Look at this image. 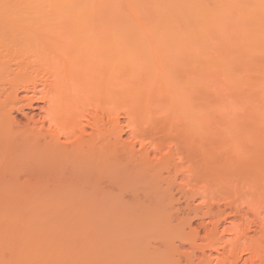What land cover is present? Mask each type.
I'll return each mask as SVG.
<instances>
[{"label": "bare ground", "instance_id": "6f19581e", "mask_svg": "<svg viewBox=\"0 0 264 264\" xmlns=\"http://www.w3.org/2000/svg\"><path fill=\"white\" fill-rule=\"evenodd\" d=\"M154 8L157 18L154 16V18L144 19L145 12H136L135 9L127 11L123 8L120 0H0V35L18 33L22 37L19 42H13L12 46H0V176L3 175V171L6 168L4 167L7 163L6 160L9 161L10 155L11 162L17 161V158L13 157L12 151L25 150L24 156L20 158L23 164L31 161L32 163L40 162L49 165H46L48 169L45 174H37L39 177L43 175L42 178L38 177L37 184L41 180L46 182V180L50 179L49 176L52 177L53 175L58 178L67 177L70 180L65 184V187L69 190L68 196H70L68 203L78 207L81 206V197L84 192L102 189V180L108 183H113L115 180V153L118 148L117 145L122 141L117 131L119 130L120 122L116 111L118 112L121 108L124 114L127 115V120L131 123L139 119L140 116V121L148 119L147 121L149 122L152 116L148 118V113L150 115L155 114V111L151 114L153 110V108L151 109L153 103L151 100L159 98L163 94L165 95H163L164 97H167V101L170 99L169 104L166 102L167 108L171 104L174 108H171L173 111L178 109L180 111L184 109L185 112L191 110L190 114L193 116V112L196 113V110L200 114L201 111L203 113L211 111L209 113L210 116L215 111H218L225 116L230 114V110H233L243 114L252 113V115H248L254 116L255 120L257 118L263 119L264 122V70H262L264 64L263 68L258 69L259 73L260 70L263 72H261L262 75L256 76L254 81H247L244 79L250 77L245 75L241 77L244 73L243 69H236L237 66L234 67L233 64L237 60L233 57L230 58L237 50L238 54L236 53V55L239 61L244 59L245 62V60L249 59L245 57L246 55L240 56V53L244 52L250 58L252 57V61L249 59L248 62H255L257 59L254 57L257 56L258 60L256 62L261 57L263 63L264 0H164L163 3L155 2ZM228 13L229 16H226ZM235 17L240 18L242 22L244 21V24L240 21L242 25L238 22L235 24L236 27L230 26L232 22H236H231L230 19L233 18L232 20H235ZM225 18H228L231 23H228L227 19L225 21ZM226 24L227 26H225ZM237 24H239L238 27ZM228 25L230 26L229 30ZM231 27L233 29L236 28L234 30L235 32L238 31V33L232 32L233 29ZM226 28L227 30L225 31ZM230 35H234L236 38L232 40L234 36L231 37ZM147 36H150L151 40L146 42L145 38ZM226 36H229L230 39L232 38L233 42L227 38V43L225 40ZM235 41L237 42L235 43ZM225 42L227 44H235L233 46L230 45L232 48L231 52L232 50L235 52L230 54L227 52L231 55L228 58L235 60H231L232 65L229 66L225 65L230 63L228 59L225 60L224 55L227 56V54L223 53V51L226 49H222ZM149 46H154L155 50L151 51ZM143 49L150 54L148 53V55ZM214 50L216 53H213ZM153 53L155 56H153ZM214 55L216 57L215 61ZM236 55L235 57H237ZM239 57L242 58L239 59ZM169 58L175 60V63H180L177 65L178 68L170 64L171 60L169 61ZM157 62H159L158 65L162 69H156ZM152 64L153 66L155 65V68L153 67L150 70L156 71L157 75L149 73L153 76H144L146 70H149L147 66L152 67ZM230 67L232 69L234 67L236 72L242 69L241 71L239 70L240 72L238 71L241 73L240 76L237 74L238 72L232 75L234 85L230 81L235 86V90L236 88L241 89L236 91V93L240 94L238 95L242 98V101L231 109L225 107V103L223 105L225 96L224 98L221 96L222 99H220L221 97L217 98L215 93H209V86L211 83L213 84V81L218 80L216 77L219 73L227 74L225 73V68L230 71L226 72L233 74ZM180 68L185 69L184 75H181L182 70ZM258 68H260V65ZM252 71L254 72L255 70L250 69L248 72L252 73ZM213 72H216L214 76H212ZM229 75L227 74L228 78ZM213 77L215 78L214 80ZM251 77L253 78V75ZM246 81L250 83L246 84ZM158 82L161 84L164 82L162 87L158 86ZM169 84H178L179 90L185 87L189 92L188 90L184 91V89V92L178 91L177 93L175 91L177 94L174 92V96L170 98V93L173 89L169 91L168 87H171ZM181 84L183 87H180ZM220 84V87H222L223 82ZM219 85H215V89H217V86L219 88ZM157 86L158 88H156ZM245 87L248 90L244 89L243 92L242 90ZM179 93L182 94L180 98L186 96L185 98L188 100L191 98H194V101L198 100L197 103L194 102L197 105L195 104L196 106H194L193 103H188L186 106V102H183L185 103L183 105L182 103L180 104V101L182 102L184 99H178V102L175 97ZM188 93H190L191 97ZM22 94H24L23 99L26 98L25 101H27L25 107L29 109H33L34 100L41 101L44 104L39 109L42 111L40 120H38L39 118L37 119L38 121H35L34 118H28L27 127L31 129L29 131L31 135L25 140L16 136V131L20 128H17L19 127L17 126L18 120L12 113L13 105L21 103L20 95ZM226 98L228 99L229 97ZM171 99L176 103V105L174 103L175 107ZM24 110V107L19 109L22 113H25ZM225 110L229 114H227L228 112H223ZM208 113L206 114L208 115ZM25 116L28 115L26 114ZM210 116H206V119ZM251 116L250 119L254 118ZM135 117L138 118L135 119ZM195 117L198 119L197 116ZM202 117L205 118L204 115ZM260 120L258 119V121ZM140 121L137 123L141 124ZM256 121L254 122L255 126L258 124ZM129 122L127 121V124ZM135 122L133 124L136 125ZM131 123L128 127H133L135 131L138 124L136 126L132 124V126ZM197 123H200L199 126H201V124H205V121H197ZM254 123L252 122V124ZM260 123L258 126L262 124ZM244 124L248 125L247 122ZM263 124L262 126H264ZM14 126H17L16 130ZM247 141L249 142V140ZM121 148L123 147L121 146ZM237 154H241L237 156L238 160L245 159V161H250L244 155L246 154L247 156L246 152ZM41 172L44 173L43 171ZM81 173H84L85 177H82ZM48 174L50 175L48 176ZM44 175H47L48 178L46 176V179ZM263 175H261V179L264 181ZM254 179H252L253 182L250 184L253 187V191L261 194L262 190L259 189L262 187V194H264V182L259 177L258 179L254 177ZM248 181L246 182L248 183ZM253 184H260V186ZM35 186V190L40 189L39 185ZM47 191L50 192V189ZM262 199L260 203L264 201V196ZM260 203H257L258 205L246 203L244 206L246 209L240 206L241 203H238L239 208L245 210L244 214L242 210L239 212L243 214L241 215L243 219L245 216V220H248V214L246 213L252 210L254 212L252 218L255 219V215L256 217H261L257 221L251 219V224L249 223L250 221L244 220L249 224L247 223L248 225L246 224V226L244 223L245 226H241L240 229H237L236 225L231 226L230 229L234 230L235 234L233 235L234 238L232 240L230 238L228 242H226L227 240L225 241L227 236L224 237L223 232L230 229L227 227V230H221L220 232V228L226 221L219 218V220L212 223L213 226L208 233L212 240L209 242L210 246H208L210 249L219 250L218 247H214L216 246L214 244L215 242L223 241L222 247H224V251L218 252L217 250V254H213L202 250V263L206 260L205 264H264V248L262 249L264 241H261L264 240V214L261 215L259 213L263 210H258L262 204V207H264V202ZM33 204L32 206L34 207L27 213L29 215L28 220L18 222L13 217H9L10 220L7 217L5 218V215L3 218L7 221L0 218V264H20V262L21 264H84L90 255L75 249H72L68 254L63 252L60 246L53 241L51 229L54 222L52 219L42 216L43 211L40 200H34ZM234 204L232 203L231 207L234 208ZM251 205H255V207ZM259 205L260 208H258ZM107 206L105 208L108 210L113 211L115 209L114 204H107ZM112 208L114 209L112 210ZM18 212H22V210ZM104 212H107V214L104 213L106 217L111 215L109 211ZM233 212L236 213L235 211ZM131 220L134 219L131 217ZM128 222L130 221L128 220ZM180 224L182 225L178 226L177 222L173 224L171 220L166 226L168 232H163V227L160 228L159 224H151L153 241L159 247L168 249L170 251L169 255L160 253V251L157 255L155 254L154 256L151 253L153 256H150L149 251V253L146 251L148 255L145 251V254L142 253L143 251L138 252V247H132L130 253L128 252L130 255L128 256L130 257L129 260L126 256L128 261L123 262L124 260L122 259V263L181 264L182 258L179 255L178 257L177 254H180V249L189 240V233L186 231L188 224L183 225L182 222ZM16 228L27 231L28 235L25 234L27 236L19 235L22 241L27 237V240L23 242L24 245L15 235ZM128 229L127 232H130ZM12 233L15 235L14 239H12ZM123 233L127 234L126 231L122 232V235ZM185 235H187L186 238L184 237ZM131 236H129V239L132 238ZM126 239L128 240V238ZM105 240L107 239L104 238L102 244L98 242L99 246L103 249H109L112 251L110 253H115L113 251L115 249L114 243H110L111 240L109 242L108 240L105 242ZM135 240H137L136 236ZM138 240L140 241V239ZM242 240H244L243 243H241ZM132 242L134 241L132 240ZM222 243L218 244L221 245ZM224 244L227 245L225 246ZM131 246L135 245L132 244ZM203 247L200 246V248ZM225 247L228 248L225 249ZM196 250L194 249V252ZM226 250L228 251L226 252ZM105 253V255L108 254L107 251ZM189 254L195 256L194 253ZM13 256L18 259L13 258ZM101 257L94 259V264H114L116 260V258H113L115 259L114 262L109 261V258L107 257L108 259H106L104 254ZM121 257L124 258V256ZM20 258H22V261ZM111 258L112 256L110 260H112ZM189 258L187 256L188 260ZM13 259L16 262L20 260L15 263ZM118 262L120 263V261Z\"/></svg>", "mask_w": 264, "mask_h": 264}, {"label": "rangeland", "instance_id": "374dc122", "mask_svg": "<svg viewBox=\"0 0 264 264\" xmlns=\"http://www.w3.org/2000/svg\"><path fill=\"white\" fill-rule=\"evenodd\" d=\"M157 1L162 2V3L164 2V0H120L123 8L126 9L127 11L135 9L136 12H145L144 19H148L150 17L154 18V16L157 18V16L155 15V8H154V4ZM233 15H230V16H233ZM226 16H229V13ZM226 19L228 21V18H225V21ZM232 19H230L231 22L236 21L235 23L232 22V24H230V26L232 27H236L235 24L238 22L240 23L241 21L240 18L238 19L236 17L234 18L235 20H232ZM231 22L228 21V23H231ZM243 22L241 21L242 24H244ZM227 24L225 26H227ZM238 25L239 24H237V27ZM230 26L228 30L230 29ZM232 27L231 29H233ZM234 29L236 30V28ZM234 29L232 32H235ZM226 30L227 28L225 29V31ZM230 31H227V32H230ZM236 32L238 33V31ZM225 35H227V33H225ZM230 36L233 37L234 35L233 36L230 35ZM227 38H229V36H226L225 40ZM235 38L236 37L234 36L233 39L232 38L231 39L234 40ZM21 39L22 37L18 33L1 34L0 35V46L2 45L12 46L13 42H16V41L19 42ZM150 40H151L150 36H147V38H145L146 42ZM236 42L237 41H235V43ZM227 43L225 42L224 44L225 48H223L224 47L223 46L222 49L223 50L226 49L225 51H223V53L227 54V56L224 55L225 60L228 59L230 63H226L225 65L226 66L232 65L231 60L232 61L237 60L235 62L236 64L233 62L234 63L233 66L234 67L237 66L236 69L242 68L244 73L241 75V73L239 72L242 69H239L240 71L238 70L239 72L237 71L238 72L237 73L234 67L233 69L232 67H230V70L232 69L233 71V74H230L228 73L230 72L229 69L227 70L225 68V73H227L228 75L230 74L229 78L232 80L228 78L227 74L225 75L223 72L219 73L218 76L216 75L217 77L215 76L218 80L213 81V84L211 83L212 85L210 84V81H209V84H210L209 93L210 94L215 93L217 98L218 97L220 98L221 96H223L224 98L225 96V100H224L225 102H223V105L225 103V107H228L231 109L232 107L234 108L235 106H237V104L240 101H242V98L239 97L240 94L236 93V91H240L241 89L236 88L235 90V86H233L234 83H233L232 75H235L234 73L239 74V76L241 75V77L245 75L250 78H247L244 80L254 81V78H256V76L258 77L262 75L263 73L261 70L259 73L258 69H261V67L263 68L264 59H262L263 60V63H262L261 57H259L260 60L256 62L258 60V57L256 56L254 57L257 59L255 62L254 61L248 62L249 59H251L252 57L250 58V56H248L247 53L244 54V52L243 53L241 52L242 54L240 53V56L243 57V55H246L245 57L249 59L247 61L245 60V62H244V59L243 60L241 59L239 61L238 56L236 55V53L238 54L237 50L236 52L233 50L231 52L232 48L230 47V45L233 46L235 44L232 45V44H227ZM152 47H150L151 51L155 50L154 46ZM228 49L229 51H227ZM211 50L213 51V49ZM153 52L156 53L155 51ZM227 52L229 54L234 53V52L235 53L231 56ZM154 53H153V56H155ZM213 53H216V51L214 50ZM157 55H160V54H157ZM235 55L237 57H235ZM216 56L218 55L216 54ZM228 57L230 58L233 57L235 60L234 59L230 60ZM242 57H239V59ZM170 60L171 59L169 58V61ZM215 60H216V57L214 55V61ZM250 61H252V59ZM158 63L159 62H157L156 69L157 70L158 68L162 69L161 66L158 65ZM170 64L174 67H177V65L180 63L178 62L175 63V60H171ZM259 65H260V68H258ZM153 67L155 68V65L153 66L152 64V67L147 66V69L150 70V69H153ZM250 69L255 70V71L254 72L252 71V73L248 72ZM149 70H146L147 74L144 73V76L149 75L150 77V76H153L151 74H155V76L157 75L156 71L153 72V70L152 71L150 70L151 71L150 72ZM180 70H182L181 75H184L185 69L180 68ZM262 70H264V68ZM215 74L216 72L215 73L213 72L212 76H214ZM252 75H253V78L251 77ZM219 76L220 78H218ZM214 79L215 78L213 77V80ZM230 81L233 83V85ZM247 81L245 83L249 84L250 82H247ZM222 82H223V86L220 87L221 84L219 85V83H222ZM159 83L160 82H158V86L162 87L164 82H162V84L160 83V85ZM178 84H169L171 86V87H168L169 91H171L172 89L174 90V91L173 90L171 91L170 98L174 96L175 91H177L178 93V91H183V89L184 91L188 90V89L186 90L185 87L179 90ZM214 84L215 85L218 84L219 88L217 86V89H215L216 86ZM158 86L156 88H158ZM231 86L234 88H232ZM180 87H183L182 84L180 85ZM244 89H246V87L243 88L242 90L243 92H244ZM247 90L248 89H246V91ZM181 93L178 94L179 98L178 96L175 97L177 98V100L184 99V101L182 102L180 101V104L182 103L183 105L185 104L183 102H186V106L188 103H193L194 106L197 105L196 103L198 100L194 101V98H191L188 100L187 98H185L186 96H183V98L182 97L180 98V96L182 95ZM188 94L190 95V93ZM163 95L161 96L158 95L159 98L161 97L160 99L155 98V96H153L155 99L151 100L153 102L151 105V109L153 108L151 114H153V111H155L154 112L155 114L150 115V113H148V118L149 116H152L150 117L151 120L149 119L150 120L149 122L147 121L148 119L142 120L143 122L140 121L139 119L141 116L139 117V119H136L138 117H135L136 120L135 119L134 120L136 122L135 121L134 122L137 125L140 121L141 124H138L140 127L138 125L136 126L135 124H133L134 122L132 123L129 122V120H127L128 117H126L127 115L124 114L121 108L120 110L118 109L119 110L118 112L116 111L118 120L121 123V124L119 123V128H118L119 130L117 131L121 136L122 141L120 144L124 149L121 148L120 144L117 145L118 148L115 153V161H116L115 171H114L115 180L113 183H108L102 180L101 181L102 189L99 188L98 190H88L84 192L81 197L82 198L81 206L79 207L77 205H70L68 203V199L70 198V196H68L69 190L65 187V184H67L70 181L69 178L67 177L58 178L57 176H54V175L51 177L49 176L50 174H48L50 179L46 180V182L45 180H43L44 182H42L41 180V182L39 181L41 184L39 182H38L39 184H37V179L43 177V175L42 177H39L38 175L46 173L48 169L46 165L48 164H44L40 162L32 163L31 161L24 162L23 164V162L20 161V158L21 156L22 157L24 156L23 153L25 150L23 151L13 150L12 151L13 157L17 158V161L14 163L11 162L10 160L12 159L10 155L9 161L6 160L8 164L6 163L4 166L6 168L3 171V175L0 176V216H2L0 218L2 220H6L3 218V216L5 215L4 216L5 218L7 217L10 220L9 217H13L18 222L24 221L26 219L28 220L29 215L27 213L30 209L34 207L32 206L34 205L33 204L34 200L36 199L40 200V204H41L42 211H43L42 212L43 215L42 214L41 215L43 217L52 219V221L54 222L53 227L51 229L53 241L56 242L60 246V249L67 254L70 253L72 249L79 250V251L81 250L84 254L88 253L90 255L89 259L85 260L84 264H88L89 262H90L89 264H94V259L95 260L98 259V257L99 256L101 257V255L103 256V254L105 257L108 255L107 257L109 259L107 257L106 259L112 262H114L115 260L113 258H116L114 264H120V263L124 264L122 263V261L124 260L123 262H126L129 260L130 257L128 256L130 255L128 254V252L130 253L132 247H138V252L143 251L142 253H144V251L145 253L149 251L150 253L149 252L148 253L149 254L153 253L154 256L155 254L157 255V253H159L160 251H161L160 253L169 255L170 251L168 249H165V247L163 248L161 246L160 248L158 244H155V242L153 241L152 236H151V224L152 225L159 224L160 228L163 227L162 228L163 232H168V230L166 229V226H167V223L169 224L171 220L173 224H176L177 222L178 226H181L182 224H180V222H182L183 225L188 224L186 227V231L189 233L188 234L189 240L180 249V252H179L180 254H177V256L179 255L182 258L181 264H203V263L205 264V262L207 261L205 260L202 263V260H201L202 252L203 251L212 252L213 254H217L216 251L218 250L215 248L210 249L209 247L210 246L209 242H211L212 237H209L210 235L208 233H209L210 228H212L213 226L212 223L216 220H219V218L223 221H226L224 222L223 226L220 228V232L221 230L224 231V230H227L228 228L230 229L231 226H235V225L237 229H240L241 226H245L248 223V222L246 223L245 221H250L249 223L251 224L252 222L251 219H254L252 218L253 213H254L252 212L253 210L248 211L246 213L248 214V220H245L246 218L245 216H244V219H243V216H241L244 214V211H245L244 209H246V207H244L245 204L246 203L247 204H257L263 200L262 198L264 194H262V191H263L262 187H260L261 189H259V190H262L261 191L262 196H261L260 192L255 193L253 191V187L250 184H252L253 182L252 179L255 180L254 177L256 179H258V177L261 179L262 178L261 175L264 174V148H263L264 146V126H262L264 122H263V119L260 120V118H257L256 119L257 121H256L255 117L251 116L252 113H248L251 115H248L246 113L247 114L246 115V114L238 112L241 115L240 116L236 111H233V110L231 111L230 109H229L230 114L227 110L223 111V112H228L227 114H229L225 116L223 115V113L221 115V112H218V111H217L218 113L216 111L215 112L213 111L214 113L212 112L213 114H211L210 116L209 113H211V111H209V113L207 111L203 113L201 109L200 110L201 114L203 113L202 115H204L205 118H203L202 115L197 112L198 110H196V113L193 112L194 116L190 114L191 110L185 112L184 109H181L180 111L179 109L176 110L177 109L176 108L175 109L176 111H173L171 110V108H173L171 104L169 108H167L168 105L166 106V102L167 103L170 102L169 97H168L169 100L167 101V97H164L165 95L164 96ZM23 97H24V94L20 95V98L22 99L21 103L19 102L18 104L13 105L12 113H13V116L17 118L16 120H18L17 126L19 127L14 126L15 130L17 128H20L19 130L17 129L16 136L25 140V139H28V137L31 135V132H29L31 131V129H28L27 127V123L29 120L28 118H34L35 121L40 120L42 118V114H41L42 111H40L39 109L42 106H44V104L41 101L34 100L33 109L32 108L29 109L25 107V104H27V101H25L26 98L23 99ZM213 97L215 98L214 95ZM226 97H229V98L227 99ZM220 99H222V97ZM172 102L174 105L175 102L174 101ZM21 107H24L25 113H22L19 111ZM187 110H189V108H187ZM206 113H208V115ZM26 114L28 116H25ZM205 114L206 116H210L208 117L210 121L208 120V118L206 119ZM195 116H197L199 120L196 119ZM245 116L247 117L249 116V117L247 118ZM250 116L254 118L250 119ZM258 119L260 121H258ZM127 121L129 122L128 124H127ZM197 121L198 122L205 121V124L203 123L201 124V126H199L200 123H197ZM255 121L258 122V124H256L257 126H255V123H254ZM243 122L244 123L247 122L249 126L245 125ZM252 122L254 124H252ZM260 122L261 123L263 122V123L261 124ZM130 123L131 125L133 124L136 126L135 131L133 127L132 128L128 127L130 126ZM259 123L261 124L260 126H258ZM47 127L49 128V126ZM247 140H249V142ZM239 152L243 154L246 152L247 156L246 154L244 155L245 157H248L250 161L249 160L245 161V159L243 160L242 158H241L242 160H238L239 158H237V156L241 155V154H237ZM35 170H38V171H35ZM41 171H43L44 173H42ZM81 176L85 177L84 173H81ZM225 178L227 180L226 182H225ZM230 178H231V181H230ZM260 179H259V182H260ZM261 180L262 182H264L263 179ZM228 181L229 183H227ZM246 181H248V183ZM42 184L43 186L41 187ZM35 185L37 186L39 185L38 187H40V189H38L37 187L38 190H35L36 189ZM253 185L260 186V184H257V185L253 184ZM48 189H50V192L47 191ZM263 202H261L260 204H262ZM232 203L233 204L235 203L233 205L235 210L233 207H231ZM238 203H241V204L243 203L242 205L240 204V206H242V208L244 207V209L242 208L240 209L239 208L240 206L238 205ZM107 204L109 205L114 204L115 209L112 208V210L114 209L113 211L106 209L105 206L108 207ZM262 205H261L262 209L260 208V205H259L258 208L260 209L258 210H263V211L259 212L257 210L261 215L264 214V207H262ZM253 206L255 207V205ZM116 208H117V211H116ZM20 210H22V212H18ZM241 210L243 211L242 212L243 214L239 213L241 212ZM104 211H109V214L111 215L110 216L108 215L107 216L108 218H107L105 215L107 214V212L105 213ZM115 211L116 213H114ZM233 211H235L236 213H234ZM130 216L134 220H131ZM259 217H256L255 215L254 220L257 221ZM128 220L130 222H128ZM234 220H236L237 222ZM133 223L135 224V227ZM252 226L254 228L253 224ZM188 227H190V229H188ZM127 229L130 232H127ZM23 230H21L20 228L15 229V235H17L16 237H18L20 241H22V238L20 237L21 235L23 237L28 235L27 231L26 230L23 231ZM124 230L127 233V234L123 233L125 237L122 235V232H125ZM228 231L226 232L224 231L226 234L223 232L224 237L227 236L225 237V241L227 240L226 242H228L230 238L232 240V238H234L233 235L235 234L234 230H231L230 232ZM13 233H12V236H13L12 239L15 238L14 237L15 235H13ZM250 233H253V232H250ZM127 235L129 236L132 235L131 239L134 242H132V240L129 239V236ZM231 235L232 237H230ZM135 236L137 240H135ZM186 236L187 235H185L184 237L186 238ZM104 238L107 239L108 242L111 240L112 242L110 241V243H114L113 245L115 249H113V251H115V253L114 252L110 253L112 251H110L109 249H103L99 246L100 242L101 244L103 243ZM126 238H128V240ZM138 239H140V241ZM25 240H27V237H25V239L22 241L23 245H24L23 242ZM107 240H105V242ZM138 241L140 242V244ZM243 241L244 240H242L241 243H243ZM261 241H264V240H261ZM222 242H218V243H222ZM218 243L215 242L214 245L216 246L214 247L219 248L218 252H223L224 251L223 250L224 247H222L223 243L221 245H219ZM132 244H134L135 246H131ZM206 245L207 246L209 245V246L207 247ZM224 245L226 246L227 244H224ZM263 245H264V242H263ZM126 246L128 249L126 248ZM200 246L201 247L204 246V247L200 248ZM226 248L228 247H225V249ZM263 248L264 247H262V249ZM194 249L195 250L199 249V250H196L194 252ZM96 250H99V251H96ZM228 250H226V252ZM106 251L108 252L107 255H105ZM74 253H77V252H74ZM83 253H80V254H83ZM189 253H194L195 256H197L198 258ZM119 255L124 256V258ZM153 255L151 254L150 256H153ZM111 256H112L111 258L112 260H110ZM126 256L128 257L127 258L128 260L126 259ZM187 256L188 258L190 256L191 259L189 258L188 260ZM13 258H17V257L13 256ZM20 259L22 261V258ZM13 261L15 263L18 262V261L16 262L14 259ZM118 261H120V263Z\"/></svg>", "mask_w": 264, "mask_h": 264}]
</instances>
